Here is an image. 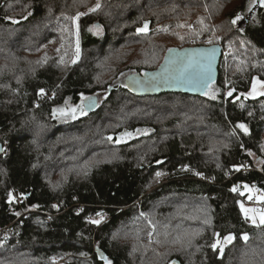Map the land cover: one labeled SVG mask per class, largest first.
I'll use <instances>...</instances> for the list:
<instances>
[{
  "label": "trees",
  "instance_id": "obj_1",
  "mask_svg": "<svg viewBox=\"0 0 264 264\" xmlns=\"http://www.w3.org/2000/svg\"><path fill=\"white\" fill-rule=\"evenodd\" d=\"M97 3L0 0V264H264V227L241 211L246 189L264 194V96L245 98L264 82V7L100 0L79 21L76 60L73 18ZM210 40L223 51L215 99L125 89L124 76L156 69L167 49ZM91 95L95 113L54 115ZM137 127L150 131L114 142ZM217 233L235 237L222 257Z\"/></svg>",
  "mask_w": 264,
  "mask_h": 264
},
{
  "label": "water",
  "instance_id": "obj_2",
  "mask_svg": "<svg viewBox=\"0 0 264 264\" xmlns=\"http://www.w3.org/2000/svg\"><path fill=\"white\" fill-rule=\"evenodd\" d=\"M147 24L148 31H138L139 34H147L149 32L150 24ZM209 55L212 57L210 70L208 68ZM221 57L222 47L219 44L184 48L172 47L167 49L161 64L156 69L145 71L141 74H128L124 80V87L127 92L137 97H155L164 94L204 97L205 92H208L218 81V67ZM185 68L193 76L198 77L203 73L207 83L190 84L185 82L181 76ZM86 98L90 99L82 100V104L87 112L86 115H91L99 107V98L96 95L87 96Z\"/></svg>",
  "mask_w": 264,
  "mask_h": 264
},
{
  "label": "snow or ice",
  "instance_id": "obj_3",
  "mask_svg": "<svg viewBox=\"0 0 264 264\" xmlns=\"http://www.w3.org/2000/svg\"><path fill=\"white\" fill-rule=\"evenodd\" d=\"M260 6L264 7V0H259ZM100 5L99 3H97V5L95 6V8L92 9V11H96L97 9H99ZM251 10V9H249ZM31 13H29L30 15ZM80 13H78L74 18V22L78 21L80 18ZM26 18V17H25ZM242 19L241 16L237 15L235 19L232 20L233 24H236V22L238 20ZM12 23H19V21L17 20H13L11 21ZM201 24H203V21H201ZM77 27V46H76V57L77 59L79 58V25H76ZM139 32H147L148 31V24L145 23L144 26L140 29H138ZM181 39H183V37H181ZM209 43H212V41L210 40ZM211 55H209L208 60V68L210 70L211 67ZM61 62H63V60H61ZM72 63H76V60H73ZM181 76L183 77V79L185 80V82L190 83V84H206L207 83V79H205L204 74L202 73L201 75L197 76H193L192 74L188 73V69L185 68L182 73ZM208 79H210V77H208ZM41 92H43V90H41ZM205 95H211L212 99H215V93H209V92H205ZM228 96L232 95V91H229L227 93ZM248 96L255 98L256 96H264V82H261L259 80H254L252 83V89L251 91L248 93ZM248 96H246L245 98H248ZM84 99H90V98H86V97H82V100ZM77 111H79V113L81 115H86L87 112L85 110V107L83 104H81L78 108H71L69 110H65L63 108L61 109H56L54 110V115L55 114H59L61 116H67V115H71L73 119L76 118V113ZM237 127L241 128L242 130H244L245 132H247V128L245 127V125L243 124H239L237 125ZM124 136H128L131 137L132 133H125ZM109 140L112 139V137H108ZM124 137L122 136L119 140H117V143L123 142ZM0 151H3V149H0ZM163 175V173H157V177ZM197 175H199V173H197ZM247 187V186H245ZM236 189H233V191H235ZM10 196V201L11 202V193L9 194ZM261 200H264V196H262L260 198ZM241 211L245 216L246 220L251 221V223L253 224V226L257 227V228H261L264 227V210H259V209H248V208H244L243 206H241ZM93 223H99V221H93ZM205 223H209V221L205 220ZM216 235V239L215 242H213L212 244H210V247L213 251H216L217 249L219 250V254L222 257L224 254V248L226 245L231 244L233 242V240L235 239V237L231 234L224 236L223 238L220 237V234L217 233ZM248 236L247 234H245L242 239L244 241L248 240ZM189 245H191V241L188 242ZM108 264H111V262L109 261Z\"/></svg>",
  "mask_w": 264,
  "mask_h": 264
},
{
  "label": "rangeland",
  "instance_id": "obj_4",
  "mask_svg": "<svg viewBox=\"0 0 264 264\" xmlns=\"http://www.w3.org/2000/svg\"><path fill=\"white\" fill-rule=\"evenodd\" d=\"M97 2L99 3L100 0H97ZM96 5L97 4H94L91 8H87L88 10H83L81 12H77L76 15L78 13L81 14L80 15V18H79L78 21H75V22L73 20V27H74V31H73V34H74L73 35V42H74V49H75V56H74V58L76 60H78L77 57H76V46H77V34H76L77 33V27H76V25L79 24V21H80V19L82 17H84L86 14H89L90 12H92V9L95 8ZM189 29H191V31H196L197 27L192 22L191 25L189 26ZM90 31L94 35H100V33H101V27L100 26H97V25L96 26H92L91 29H90ZM78 39H79V37H78ZM205 45L208 46V45H213V44H210L209 42H206ZM147 46H148V44L145 45V47H147ZM122 64H119V66L115 67L114 70H113V72L111 74H109L108 76L101 77V79L99 80V83L101 84V86L104 85V83H106V82L112 81L114 75H116V73H118V71L125 70L127 68L126 66L127 65H130L132 63H126V64L124 63L123 65ZM126 76H124L123 82H124ZM254 80H258V79L255 78ZM251 89H252V86H251ZM251 89H250V91H251ZM248 93L245 94V97L248 96ZM97 94H102V97H101V99H102L105 96V91L104 92L97 93ZM258 97H260V96H256L255 98H258ZM255 98H252V97L248 96V99H255ZM81 104H82V101L78 105H69L71 107H65V108L62 107V108L65 109V110H69L71 108H78ZM143 104L144 105H150L146 101H144ZM83 116H85V115H81L79 113V111H77L76 118L75 119H77V118L79 119V118H81ZM56 118L59 119L60 121H74L75 120V119L72 118V116L70 114L67 115V116H61L59 114H56ZM149 131L150 130L148 128H145V127L144 128H140V127L138 128L137 127V128H133L132 130H126L123 134L122 133L121 134H118L114 142H117V140H119L123 136L124 137L123 142L118 143V144H123V143H126V142L130 141V140L137 139V138H140L142 136H145V135H147L149 133ZM125 133H132V136L131 137L124 136ZM109 137H112L113 138V135H110ZM245 192L247 193L246 203H242L241 206H243L244 208H248V209L264 210V206H263V208H259V206H261L262 204H264V200H261L260 199L262 196H264V194L262 192H260V191H258L256 189H246ZM57 264H61V261H59Z\"/></svg>",
  "mask_w": 264,
  "mask_h": 264
},
{
  "label": "built area",
  "instance_id": "obj_5",
  "mask_svg": "<svg viewBox=\"0 0 264 264\" xmlns=\"http://www.w3.org/2000/svg\"><path fill=\"white\" fill-rule=\"evenodd\" d=\"M2 155H5L4 153Z\"/></svg>",
  "mask_w": 264,
  "mask_h": 264
}]
</instances>
